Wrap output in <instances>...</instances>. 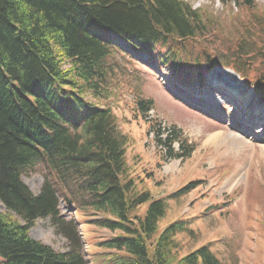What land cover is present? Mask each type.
I'll return each mask as SVG.
<instances>
[{"label": "trees", "instance_id": "16d2710c", "mask_svg": "<svg viewBox=\"0 0 264 264\" xmlns=\"http://www.w3.org/2000/svg\"><path fill=\"white\" fill-rule=\"evenodd\" d=\"M229 2L242 11L237 22L187 0H0V199L10 210L0 213V264H237L227 263L214 243L193 250L199 234L191 225L202 212L181 214L158 232L170 200L201 182L155 196V172L141 166L140 152L129 162L135 138L116 110H129L133 118L125 121L144 122L147 134L158 130L167 150L158 146L161 161L167 154L190 158L196 143L176 126L163 138L160 123L143 117L152 100L138 93L121 102L107 87L113 75L107 60L123 49L112 39L117 35L160 55L174 72L189 66L201 80L206 70L226 66L264 98V8L256 0ZM40 162L56 185L68 184L62 194L69 203L79 199L85 221L109 232L98 243L102 258L85 255L79 218L61 217L55 184L46 179L36 195L24 182V171ZM40 217H51L67 237L66 252L30 235Z\"/></svg>", "mask_w": 264, "mask_h": 264}, {"label": "rangeland", "instance_id": "374dc122", "mask_svg": "<svg viewBox=\"0 0 264 264\" xmlns=\"http://www.w3.org/2000/svg\"><path fill=\"white\" fill-rule=\"evenodd\" d=\"M187 1L193 5L205 1L203 7L209 8L214 16L232 19L234 22L239 21L242 15L237 6L234 11L231 10L229 0ZM256 1L264 8V0ZM115 38L121 42L123 49L116 51V54L107 60L113 68V75L107 87L119 95L121 102H132L138 93L153 99L150 114L156 120L157 126L160 123V136H165L168 128L176 126L183 136L197 146L188 159L173 158L167 154L166 160L161 161L157 151H152L156 146L166 150L165 142L159 141L158 130L153 129L145 139L148 125L144 122L138 124L134 119L127 122L125 117L133 118L132 113L126 109L116 110L121 116L122 129H126V133L127 130L130 131L135 138L134 143L128 145L129 162L132 163L133 154L140 152L141 166L146 165L155 172L156 178L152 180L155 184V196H167L190 180L199 179L201 182V185L180 200H170V207L163 222H160L158 232L181 214L189 213L197 217L202 212V216H198L191 225L199 234L194 241L193 250L201 245L214 243L219 255L227 263L232 261L237 264H263L264 155L261 150L264 148V120H254L250 114L260 113V117L264 118V113L260 110L264 107V102L254 92L256 103L250 104L248 96L252 93L251 87L245 81V84L238 88L223 83L222 78L217 80V76H233L226 66L205 71L206 81L202 82L196 75L187 74L186 71L191 70L189 66L184 65L181 71L173 72L161 64L160 55L150 57ZM63 68L68 69L70 65L65 63ZM206 87L207 89H204ZM222 88L225 90L221 91ZM91 96V93H87L88 99ZM202 103L208 106L228 105L224 111H232V116L224 121L210 115L213 113L212 108L204 107V110H199L194 107ZM240 116L244 118L240 123L229 122L233 119L239 121ZM243 124L249 127L246 137L250 142L241 148L242 137H239L238 130L242 131L240 125ZM254 134H261L262 140L252 137ZM177 144L176 142L174 145L177 147ZM157 162H162L163 165L157 168ZM240 167L241 171L233 176ZM46 179L56 183L55 177L42 162L23 173L24 182L36 195L41 192ZM228 179L233 181L228 182ZM55 186L60 197L61 217L66 220L78 217L82 223H78V230L84 243L85 255L90 261L96 253L102 258L106 251L100 248L98 243L108 237L109 232L85 221L83 213L79 210V199L73 203L65 200L62 190L68 192V184ZM149 189L153 191L152 188ZM212 202L216 203L215 207L203 211V208ZM9 211L0 199V213L7 214ZM188 216L190 215H183ZM30 235L59 252H66L70 246L69 240L58 231L51 217L38 218L30 229ZM185 241L190 242L188 239Z\"/></svg>", "mask_w": 264, "mask_h": 264}, {"label": "bare ground", "instance_id": "6f19581e", "mask_svg": "<svg viewBox=\"0 0 264 264\" xmlns=\"http://www.w3.org/2000/svg\"><path fill=\"white\" fill-rule=\"evenodd\" d=\"M125 44H127V43H125ZM231 72V71H230ZM232 73V75L233 76H222V77H218L217 76V80H220V78H222V82L223 83H225V84H230L231 86H234V87H238L239 88V86L241 85H244L245 84V82H244V80L243 79H241L238 75H236L235 73H233V72H231ZM209 79H211L210 78V76H209ZM204 89H207V87L206 88H204ZM204 89H202V90H204ZM225 89H223L222 88V90L221 91H224ZM210 91H212V90H210ZM250 91L252 92V93H249V96H248V101L250 102V104L251 103H253V104H255L256 103V98L254 97V94H253V91L250 89ZM233 95H234V93H233ZM238 97V96H237ZM239 98V97H238ZM211 99V98H210ZM257 102H258V100H257ZM249 104V103H248ZM201 106L203 107V108H201ZM240 106H243V105H240ZM249 106V105H248ZM194 107H196L197 109H199V110H204V107L205 108H212L211 110L213 111V113L211 112V116H213V117H218V118H220V119H222V120H224V121H227V118L228 117H230V116H232V111H229V113H226L225 111H224V109H227V107H228V105H225V106H219V105H210V106H208V105H206V104H204V103H202V104H200V105H195ZM247 109H249V108H247ZM261 111H262V113H264V107H262L261 109H260ZM250 111V110H249ZM252 113V112H251ZM256 113V112H255ZM217 114L219 115V116H217ZM257 114V116H258V121H262V120H264V118H262V117H260L261 115H260V113H256ZM239 121L237 120V121H235L234 119L233 120H230L229 122L232 124V123H240L241 121H243L244 120V118H243V116H240L239 118ZM258 121H256V123H258ZM240 127L242 128V131H240V130H238L239 131V137H242V138H240L241 139V141H242V145H241V148H243L245 145H247L248 144V142H250V140L246 137L247 135H246V133H248V131H249V127L247 126V125H240ZM233 128V127H232ZM252 137H255V138H258V140H262V139H264V138H262V135L261 134H254V135H252ZM262 138V139H261ZM239 149V148H238ZM262 151V153H263V155H264V148L261 150ZM235 152H237V150L235 151ZM241 171V167L239 168V169H237L236 170V172L233 174V176H235L237 173H239ZM228 182H232L233 180L232 179H228L227 180Z\"/></svg>", "mask_w": 264, "mask_h": 264}]
</instances>
